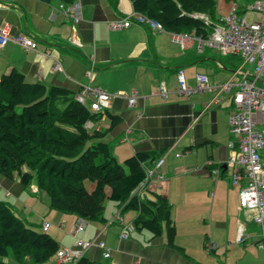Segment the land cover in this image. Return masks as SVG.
<instances>
[{
	"label": "crops",
	"instance_id": "0c3cea01",
	"mask_svg": "<svg viewBox=\"0 0 264 264\" xmlns=\"http://www.w3.org/2000/svg\"><path fill=\"white\" fill-rule=\"evenodd\" d=\"M76 1L82 5L79 24L60 12L59 0H0V26L8 24L13 35L30 36L37 44L36 51L12 42L0 47V79L17 70L29 83L73 93L88 85L109 94L136 97L133 107L124 97L112 100L91 128L106 132L103 140L122 164L141 152L151 153L155 159L146 162L145 169L164 158L160 168L164 181L146 189L141 198L154 200L161 195L167 199L176 231L174 246L168 243L165 224L161 236L153 238L148 231L134 228L137 212L120 214L118 204L110 200L105 203L106 222L87 221L50 209L48 196L35 183L25 189L17 178L2 175L0 200L11 205L29 226L48 222L47 231H42L59 244V250L76 249L77 241L90 243L83 256L95 263L263 264L261 259L259 263L248 259L241 249L245 246L236 243L239 228L245 227L239 215L245 212L239 203V188L229 180L232 171L225 166L231 154L230 102L203 112L211 94L187 97L177 93L178 70H183L190 87L195 86L197 75H206L212 84L232 76L223 79L222 66L209 49L200 52L194 43L182 51L169 32H154L138 24L113 30L112 22L135 13L130 0ZM217 2L218 18L229 3ZM54 59L62 66L59 72L53 71ZM91 68L89 79L86 73ZM161 86L167 96L159 94ZM107 114L121 121L111 127ZM215 168H222L217 180L212 175ZM79 226L83 231L77 230ZM126 227L132 229L122 238ZM209 244L217 249L207 251ZM105 251L110 252L109 258H104ZM46 264L57 263L52 258Z\"/></svg>",
	"mask_w": 264,
	"mask_h": 264
},
{
	"label": "trees",
	"instance_id": "16d2710c",
	"mask_svg": "<svg viewBox=\"0 0 264 264\" xmlns=\"http://www.w3.org/2000/svg\"><path fill=\"white\" fill-rule=\"evenodd\" d=\"M4 1V0H3ZM49 2L50 0H43ZM76 0H59L70 5ZM133 10L159 22L166 32L193 33L207 38L217 20V0H130ZM238 0H226V2ZM205 16L210 24L200 18ZM75 94L60 87L29 83L12 70L0 79V175L18 179L25 189L36 184L48 196L50 209L87 221L106 222L105 203L118 204L120 214L137 212L134 228L158 238L166 225L174 246L175 227L167 199L143 200L132 192L145 177L148 152L120 163L103 140L106 132L89 127L103 114H94ZM111 127L121 119L107 114ZM90 184V188H88ZM59 244L46 232L23 221L0 200V264H46ZM76 264H100L82 256Z\"/></svg>",
	"mask_w": 264,
	"mask_h": 264
},
{
	"label": "built area",
	"instance_id": "2783aa9c",
	"mask_svg": "<svg viewBox=\"0 0 264 264\" xmlns=\"http://www.w3.org/2000/svg\"><path fill=\"white\" fill-rule=\"evenodd\" d=\"M228 2L225 13L220 14L213 23V30L207 38L195 36L193 33H171L174 43L180 46L182 51H187L198 44L200 52L210 49L224 57H236L240 60L239 67L232 72V78L226 82L210 83L206 75H197L196 84L190 87L185 82L183 70L177 71V93L190 97L194 94H211V100L205 104L203 112L210 107H220L225 101H229L231 110L229 113V150L231 154L225 166L230 169V183L239 188V203L243 212H254L252 223L260 228V240L256 245L264 247V0H242ZM60 12L73 24H79L82 20V5L75 1L70 5L61 3ZM206 24L210 21L205 16H199ZM145 26L154 32H166L163 26L143 14L133 13L118 21L112 22L110 27L120 31L130 25ZM14 43L27 51H36L37 44L30 36H16L11 33L10 26H0V47L8 43ZM46 56L51 54L46 52ZM62 66L58 59H54L53 71L59 72ZM93 68L86 74L92 79ZM237 78V81L234 78ZM161 96H167L164 86L159 88ZM124 97L128 105H135L136 97L127 98L120 93L109 94L100 88H92L84 85L75 94V99L82 104H89L94 114H103L111 105L112 100ZM91 127V124H89ZM164 158L158 159L153 168L145 169L143 181L132 192V195L141 197L142 193L154 185L164 181L160 168ZM217 180L222 175V168L212 171ZM119 211H121L119 209ZM42 230L47 231L49 223L42 222ZM132 227L124 228L121 237L127 238L128 231ZM83 231V226L77 228ZM248 239L245 229L241 226L236 238L237 244H243ZM263 242V244H261ZM90 243L77 241L76 249L59 250L55 256L57 264H76L83 256V251L90 247ZM101 248L104 247L100 243ZM207 251H215L216 245H207ZM104 258L110 257V252L105 251Z\"/></svg>",
	"mask_w": 264,
	"mask_h": 264
},
{
	"label": "rangeland",
	"instance_id": "374dc122",
	"mask_svg": "<svg viewBox=\"0 0 264 264\" xmlns=\"http://www.w3.org/2000/svg\"><path fill=\"white\" fill-rule=\"evenodd\" d=\"M242 4H243V1L240 0L239 5H242ZM208 53L215 58L216 62L221 64L222 67H221L220 73L222 74V76H224L223 79L225 80L229 79L232 76L231 73L235 71L240 65V60L236 57H232V56L224 57L220 55L218 52L214 50H210V49L208 50ZM234 80L237 81V78L235 77ZM87 187L90 188V184H88ZM111 203H114V202L111 201ZM235 212L238 213L237 210ZM253 215L254 213L252 212H245L243 215L242 214L239 215V217L241 218V222L245 226L244 227L245 234L246 236H248V239L245 241V243H243L245 248L242 247L241 249L243 250V252H247L248 259H251V261L257 260L259 263V260L261 259L264 264V247H260L258 245L255 246V243L259 242L260 240V235H259L260 228L257 225L252 223ZM34 229L42 231L40 226H35ZM261 244H263V242H261ZM248 259L247 261H249ZM5 261H8L12 264H19L13 260L12 256L5 259ZM243 263L244 262H242L241 264ZM22 264H28V263H22Z\"/></svg>",
	"mask_w": 264,
	"mask_h": 264
},
{
	"label": "water",
	"instance_id": "95a60500",
	"mask_svg": "<svg viewBox=\"0 0 264 264\" xmlns=\"http://www.w3.org/2000/svg\"><path fill=\"white\" fill-rule=\"evenodd\" d=\"M225 168V167H224Z\"/></svg>",
	"mask_w": 264,
	"mask_h": 264
}]
</instances>
